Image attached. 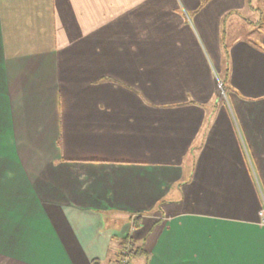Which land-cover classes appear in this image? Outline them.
I'll use <instances>...</instances> for the list:
<instances>
[{
  "label": "crops",
  "instance_id": "obj_1",
  "mask_svg": "<svg viewBox=\"0 0 264 264\" xmlns=\"http://www.w3.org/2000/svg\"><path fill=\"white\" fill-rule=\"evenodd\" d=\"M209 1L0 0V264H264V27Z\"/></svg>",
  "mask_w": 264,
  "mask_h": 264
},
{
  "label": "rangeland",
  "instance_id": "obj_2",
  "mask_svg": "<svg viewBox=\"0 0 264 264\" xmlns=\"http://www.w3.org/2000/svg\"><path fill=\"white\" fill-rule=\"evenodd\" d=\"M178 1L179 4H177L182 7L180 0ZM201 3L202 4L200 5H205L204 0H202ZM207 3H210L208 6L213 9L215 8L217 12L222 11L218 15L217 24L219 25L218 29L220 31L222 28L225 31L226 43H228L231 39H236L239 37L254 39L255 36H257L261 31L262 27H264V0H210ZM229 11L231 12L227 13ZM184 14L186 24L188 23L190 29L194 30L192 22V18L194 15L191 12L187 11H184ZM195 34L196 36H198L196 27ZM200 40L202 42L201 38ZM214 81L217 86V84H219V80H217V78H214ZM214 92L217 99H219L220 102H222V104L224 103L225 105L227 103L226 88H224V92L221 93L220 90L217 89V87H214Z\"/></svg>",
  "mask_w": 264,
  "mask_h": 264
},
{
  "label": "built area",
  "instance_id": "obj_3",
  "mask_svg": "<svg viewBox=\"0 0 264 264\" xmlns=\"http://www.w3.org/2000/svg\"><path fill=\"white\" fill-rule=\"evenodd\" d=\"M217 89L220 90V92H224V88L222 84L219 82L217 84ZM260 219H261V224L264 226V207L260 211ZM130 229L132 231L133 229V221L131 222ZM130 240V238H128ZM130 252H131V245L129 243H126L125 246L119 251L118 253V258H117V264H130Z\"/></svg>",
  "mask_w": 264,
  "mask_h": 264
},
{
  "label": "trees",
  "instance_id": "obj_4",
  "mask_svg": "<svg viewBox=\"0 0 264 264\" xmlns=\"http://www.w3.org/2000/svg\"><path fill=\"white\" fill-rule=\"evenodd\" d=\"M222 35H223V31H222ZM224 55H225V57L227 56V51H226L225 49H224ZM226 61H227V60H226ZM222 86L225 88L223 82H222ZM126 243H129V244L131 245V252H130V257H131V258H135V257L140 256V255L143 254L141 247H136V246L134 245V243H132V240H129V239H126V241H124V243L121 244V248H120V250L125 246ZM120 250H119V251H120ZM117 258H118V257H117Z\"/></svg>",
  "mask_w": 264,
  "mask_h": 264
}]
</instances>
